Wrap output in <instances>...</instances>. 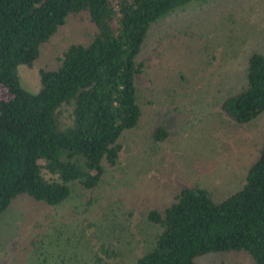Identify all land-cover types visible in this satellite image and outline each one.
<instances>
[{
  "label": "trees",
  "instance_id": "16d2710c",
  "mask_svg": "<svg viewBox=\"0 0 264 264\" xmlns=\"http://www.w3.org/2000/svg\"><path fill=\"white\" fill-rule=\"evenodd\" d=\"M193 1L0 0V218L19 197L59 206L78 196L88 210L108 167L121 161L122 137L143 117L138 77L150 35ZM81 13L94 25L89 41L71 44L54 68L42 69L38 92L26 89L19 66H32ZM242 80L232 93L219 88L221 109L238 125L264 114V45L247 57ZM168 136L161 127L153 132L155 141ZM146 219L159 229L133 264H199L206 255L242 251L264 264V142L234 193L218 200L204 186H186L167 207L149 208ZM47 241L38 255L55 264ZM122 255L102 242L76 264H113Z\"/></svg>",
  "mask_w": 264,
  "mask_h": 264
},
{
  "label": "rangeland",
  "instance_id": "374dc122",
  "mask_svg": "<svg viewBox=\"0 0 264 264\" xmlns=\"http://www.w3.org/2000/svg\"><path fill=\"white\" fill-rule=\"evenodd\" d=\"M93 32L86 14L71 15L32 66H19L22 85L38 92L40 71ZM263 45L264 0H194L157 24L138 77L143 117L122 137L119 165L108 167L87 211L78 196L59 206L15 199L0 218V264H46L38 255L45 238L55 251L51 263L76 264L89 247L114 242L123 255L113 264H133L159 229L146 219L149 208L167 207L186 186H204L218 200L238 190L264 142V114L238 125L220 97L240 86L247 57ZM207 46H214L209 53ZM158 127L168 131L167 140L153 139ZM199 262L253 264L243 251Z\"/></svg>",
  "mask_w": 264,
  "mask_h": 264
}]
</instances>
